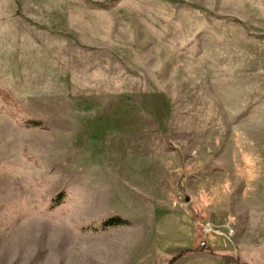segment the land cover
<instances>
[{"label":"rangeland","instance_id":"374dc122","mask_svg":"<svg viewBox=\"0 0 264 264\" xmlns=\"http://www.w3.org/2000/svg\"><path fill=\"white\" fill-rule=\"evenodd\" d=\"M232 240L264 264V0H0V264Z\"/></svg>","mask_w":264,"mask_h":264},{"label":"crops","instance_id":"0c3cea01","mask_svg":"<svg viewBox=\"0 0 264 264\" xmlns=\"http://www.w3.org/2000/svg\"><path fill=\"white\" fill-rule=\"evenodd\" d=\"M185 218H188L190 221H192V219L189 217V216H185ZM193 224V223H192ZM195 228V227H194ZM191 230H192V228H191ZM139 232V234H140V232H142V230L140 229V230H138ZM148 231V230H147ZM195 237H196V239H194V240H189V242H188V246L190 247V249H193V248H191V247H195V249H199V250H202V248H200L199 246H198V238H200L202 235L201 234H197V231H196V228H195ZM211 234H213V233H211ZM211 234H208V235H206V241H207V244L209 243L208 242V238H209V236L211 235ZM214 235H216V236H219V237H225V236H222V235H217V234H214ZM145 237H146V243H147V240L149 239V241H148V243L149 242H151L152 241V239L150 240V238H149V236L148 235H145ZM225 238H227V237H225ZM189 249V248H188ZM141 249H139L137 252H138V254H139V251H140ZM155 250H157V252L159 253V256L161 255V254H163V255H161V257L158 259V261H156V263H152L151 261L150 262H148L146 259L144 260V262L142 263H137V264H167L168 263V261L169 260H171V258H173L174 257V255H175V253L176 252H172L171 251V253H168L166 250H165V248H161V247H158V245H156V249ZM203 250H205V249H203ZM207 250H210L211 252H213V250L212 249H210V244H208V249ZM214 251H216V253H215V255H217V256H219V254H217L219 251V253L221 254V255H225L226 257H227V259H226V263H230V264H236L235 262H233L232 260H231V257H236L237 258V256H238V249L236 248V246H235V244H234V242H233V240H232V246H231V248L229 249L228 247H223V248H220V247H217ZM133 253H135L136 255H137V252H135L134 250L132 251ZM214 253V252H213ZM158 255V254H157ZM220 255V256H221ZM206 256V255H205ZM164 257H165V259H164ZM169 257V258H168ZM186 256H184V257H182L181 258V260L179 261L178 260V262H176V263H180L184 258H185ZM156 258H157V256L155 257V258H153V259H155L156 260ZM241 258V257H240ZM126 259H128V258H126ZM152 259V260H153ZM166 260V261H165ZM118 264H122V263H118ZM125 264H131V263H126L125 262ZM133 264H136V263H133Z\"/></svg>","mask_w":264,"mask_h":264},{"label":"built area","instance_id":"2783aa9c","mask_svg":"<svg viewBox=\"0 0 264 264\" xmlns=\"http://www.w3.org/2000/svg\"><path fill=\"white\" fill-rule=\"evenodd\" d=\"M217 234V235H222V236H225L227 237L228 239H230L233 235V230L232 229H228L227 232H222L220 230H214L212 229L210 226H207V225H202L201 227V237H200V241H199V244H200V247L203 248V249H208V244H207V241H206V235L208 234ZM226 234V235H225Z\"/></svg>","mask_w":264,"mask_h":264},{"label":"trees","instance_id":"16d2710c","mask_svg":"<svg viewBox=\"0 0 264 264\" xmlns=\"http://www.w3.org/2000/svg\"><path fill=\"white\" fill-rule=\"evenodd\" d=\"M121 223H123L122 219L116 217V218H111V219L106 220L104 222V225L105 226H111V225H117V224H121ZM175 258H176V256L173 257L171 260H169V262L167 264H171L174 261ZM231 258L233 259V261L236 264H246L245 262L241 261L240 259H238L236 257H231Z\"/></svg>","mask_w":264,"mask_h":264}]
</instances>
